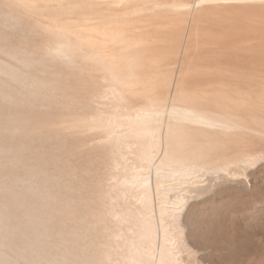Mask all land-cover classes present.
Listing matches in <instances>:
<instances>
[{"label": "bare ground", "instance_id": "bare-ground-1", "mask_svg": "<svg viewBox=\"0 0 264 264\" xmlns=\"http://www.w3.org/2000/svg\"><path fill=\"white\" fill-rule=\"evenodd\" d=\"M3 1L11 4L0 11V264H176L169 236L156 256L148 174L162 177L166 166L172 176L213 170L207 153L190 148L195 130L262 134L241 114L247 101L201 102L172 75L168 97H159L160 52L172 39L143 22L132 0H113L111 16L90 8L97 21L86 26L64 15L87 0ZM137 2L185 15L189 31L194 8L264 11V0ZM219 165L214 172L228 171Z\"/></svg>", "mask_w": 264, "mask_h": 264}, {"label": "rangeland", "instance_id": "rangeland-1", "mask_svg": "<svg viewBox=\"0 0 264 264\" xmlns=\"http://www.w3.org/2000/svg\"><path fill=\"white\" fill-rule=\"evenodd\" d=\"M112 2L113 0H87L84 1V8L66 10L64 16L71 22L93 25L97 20L89 19L88 10L100 8L99 15L111 16L114 8ZM4 3L5 1L0 0V11L11 4ZM130 4L133 10L138 7L143 10L140 15L143 22H152L154 30L158 28L163 36H170L172 39L171 43H163L167 45L168 51L160 52L163 60L156 71L160 74V82L158 81L156 88L159 97H168L164 81L172 75L180 82L185 95L201 102L206 100L203 102L218 105L224 99L234 100L235 104L247 101L248 106H239L242 116L252 124L251 127L263 132L256 135L247 130H236L223 133L226 134L225 137L220 131L195 130V143L191 142L193 145L190 144V148L198 150L200 154L207 153V156H201L203 159L208 158L204 164L211 166L213 170L220 163L229 164L227 172L217 169L216 172L208 170L203 174L196 172L193 176H172L166 166V176L156 178L154 170H149L148 176L152 178L155 197L152 198L154 204L152 203L149 213L154 216L157 233L159 232L156 238V256L160 254L163 239L169 236L170 242L175 244L174 246L169 242L171 248H175L172 252L177 256L176 264H264V11L255 9L257 13L252 10L251 13H244V16H234L229 11L224 13L227 15L225 16L220 9L219 12L213 8L204 11L194 8L195 16L189 31L186 29L187 18L181 13L165 8L150 9L149 5L138 3L137 0H132ZM60 15L62 13L53 17L58 19L61 18ZM1 17L0 20L5 19L4 16ZM219 17L224 19L219 21ZM250 21L254 30L253 27L250 29ZM186 35L187 46L182 56L181 47L185 46ZM177 61L182 62L181 71L177 67L174 70L177 72L171 74L172 64ZM222 138L225 140L224 144L221 143ZM213 144L217 145L212 147ZM206 145L209 152L204 151ZM200 147L204 148L203 151ZM211 153L214 154L212 159L209 157ZM162 157L160 152L157 160ZM224 158L226 162L223 161ZM244 158H247V162ZM216 162L217 165L214 164ZM197 173L199 176H196ZM158 179H161L160 186L155 183ZM182 199H185L184 205H180ZM171 236L178 238L180 243L175 238H170Z\"/></svg>", "mask_w": 264, "mask_h": 264}]
</instances>
